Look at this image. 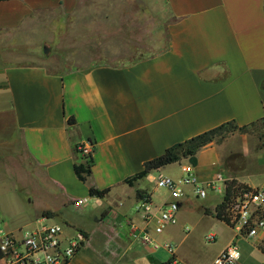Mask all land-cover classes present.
I'll use <instances>...</instances> for the list:
<instances>
[{"label": "crops", "instance_id": "1", "mask_svg": "<svg viewBox=\"0 0 264 264\" xmlns=\"http://www.w3.org/2000/svg\"><path fill=\"white\" fill-rule=\"evenodd\" d=\"M144 2H163L171 19L168 47L157 55L122 66L95 65L62 74L0 57V161L13 176L18 170L24 173L26 195L56 204L44 208L41 217L51 220L59 213L68 235L85 234V245L69 264H166L172 257L164 243L175 246L172 264H214L233 242L240 250L238 264H264V233L253 239L237 238L226 214L227 222L207 215L206 210L214 212L223 201L216 195L211 196L215 202L200 205L195 221L194 211L185 205L189 195L198 199L192 187L185 189L173 225L160 235L151 227L145 229L136 192L145 191L160 206L166 193L157 201L155 190L145 187L144 181L176 164L181 166V178L188 159L153 171L133 186L125 183L168 148L234 121L256 130L236 133L200 150L195 171L203 182L222 173L249 188L264 186V0ZM79 3L0 1V41L8 44L15 35L40 34L45 20L74 14ZM86 142L92 145L94 161L90 181L99 190H109L102 199L90 197L88 185L74 171L84 158L78 146ZM14 155L26 163L31 160L36 176L14 169ZM226 186L219 192L225 195ZM79 200L85 201L81 208L74 206ZM189 214H194L193 219ZM133 226L138 232L147 231L158 246L133 238ZM198 226L204 227L199 232L203 243L209 233L218 243L206 263L201 246L192 244ZM97 237L104 244L93 248Z\"/></svg>", "mask_w": 264, "mask_h": 264}, {"label": "rangeland", "instance_id": "2", "mask_svg": "<svg viewBox=\"0 0 264 264\" xmlns=\"http://www.w3.org/2000/svg\"><path fill=\"white\" fill-rule=\"evenodd\" d=\"M166 14L163 2L152 5L144 0H80L74 14L45 20L42 33L15 35L8 44L1 40L0 48L3 51H0V57L6 62L42 65L47 72L59 74L95 65H126L167 49L168 25L171 19ZM11 45H14V48H10ZM249 130L255 131L256 128ZM13 157L11 165L14 169L27 170L31 177L36 176L37 169L31 160L26 163L22 157ZM8 161L6 160V163ZM4 163L5 161H0V229H29L41 218L40 214L44 208H56V204L48 198L26 195L27 189L22 188L25 187L22 186L24 173L18 170L19 173L13 176L11 171L4 167ZM160 174L178 179L181 166L176 164L163 172H154V177L157 178ZM144 186L155 190L157 201L158 197L162 198L164 191L157 189L153 181L145 180ZM213 195L221 200L224 192H209L206 199H196L189 195L185 205L188 211H194L195 221L200 213V205L215 202L211 198ZM68 212L78 216L74 209H69ZM194 214H189L191 219ZM59 219L57 213L50 222L65 226ZM88 221L93 224L90 217ZM203 229V226H198L193 231L195 238L192 244L198 248L201 246L206 263L213 257L218 243L209 244L204 240V243H207L204 245L199 236ZM103 244L101 237H97L91 245L93 248H100Z\"/></svg>", "mask_w": 264, "mask_h": 264}, {"label": "built area", "instance_id": "3", "mask_svg": "<svg viewBox=\"0 0 264 264\" xmlns=\"http://www.w3.org/2000/svg\"><path fill=\"white\" fill-rule=\"evenodd\" d=\"M83 157L92 154L89 142L78 146ZM182 177L174 179L160 174L153 178L156 188L163 190L167 199L160 206L152 201H140L138 213L145 225L154 234H162L173 225L186 198V187H192L198 199H206L211 193H218L227 179L222 173H216L209 181H200L191 163L182 167ZM85 201H76L74 206L81 208ZM226 219L237 231V238L253 239L264 233V186L260 188L241 189L227 202ZM132 227L133 238L145 245L157 247L153 237L147 232H138ZM215 234L205 237L207 243L215 242ZM87 237L80 231L73 235L65 232L63 225L51 223L47 217H41L32 228H20L16 232L0 229V264H69L85 245ZM164 247L176 263L175 246L164 243ZM240 250L236 242L230 244L216 259L214 264H238Z\"/></svg>", "mask_w": 264, "mask_h": 264}, {"label": "trees", "instance_id": "4", "mask_svg": "<svg viewBox=\"0 0 264 264\" xmlns=\"http://www.w3.org/2000/svg\"><path fill=\"white\" fill-rule=\"evenodd\" d=\"M8 1V0H0ZM69 122H74V119H70ZM264 126V119L262 120ZM254 126V125H251ZM249 129L248 126L239 127L234 121L227 122L217 128L206 131L200 135H197L183 143L174 145L168 148L164 154L161 156L148 161L144 165V169L136 174L135 176L127 179L125 183L129 186H133V183L137 180L143 179L153 171L160 170L166 166L173 165L181 162L184 159H188L189 162L194 166L196 163V155L203 148L216 143L220 144L225 141L229 136H232L236 133H245ZM262 140H264V134L261 135ZM94 161L92 155L89 157H84L83 162L76 164L74 166V171L77 178L88 185L89 195L92 198H105L109 190H99L95 187L90 179L92 176V167ZM226 191L223 198V201L216 207L215 211L206 210L207 215H214L217 219L227 222L223 217L226 214L227 202L230 200L233 194L237 193L241 189H249V187L238 183L235 179H228L226 182ZM136 197L139 201H151V196L148 195L145 191L138 190L136 192ZM49 216V213H45ZM173 260L167 262L166 264H172Z\"/></svg>", "mask_w": 264, "mask_h": 264}, {"label": "water", "instance_id": "5", "mask_svg": "<svg viewBox=\"0 0 264 264\" xmlns=\"http://www.w3.org/2000/svg\"><path fill=\"white\" fill-rule=\"evenodd\" d=\"M45 49V51H47V49L46 48H44Z\"/></svg>", "mask_w": 264, "mask_h": 264}]
</instances>
